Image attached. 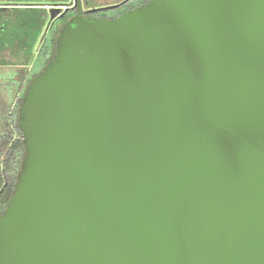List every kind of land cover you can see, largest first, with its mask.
Listing matches in <instances>:
<instances>
[{
  "label": "water",
  "instance_id": "obj_1",
  "mask_svg": "<svg viewBox=\"0 0 264 264\" xmlns=\"http://www.w3.org/2000/svg\"><path fill=\"white\" fill-rule=\"evenodd\" d=\"M76 6L20 108L0 264H264V0Z\"/></svg>",
  "mask_w": 264,
  "mask_h": 264
},
{
  "label": "trees",
  "instance_id": "obj_2",
  "mask_svg": "<svg viewBox=\"0 0 264 264\" xmlns=\"http://www.w3.org/2000/svg\"><path fill=\"white\" fill-rule=\"evenodd\" d=\"M46 13V9L43 8V20L39 19L36 14H31L26 20L21 21V24H17L18 30L13 29L10 20L4 19L2 21L4 23V29L0 34V47L2 50L8 51L15 47L19 51L15 56L16 60L28 65H32L34 59H37V61L34 62L33 66L36 71L28 83L25 84V88L19 92L15 108L4 115L1 113L2 100L0 97V216L6 210L14 189L20 181L27 152L24 130L20 125L21 105L30 82L53 59L57 47V32L47 33L43 39V49L36 56L37 38L39 39L44 26H47L48 22ZM3 58L11 59L13 57Z\"/></svg>",
  "mask_w": 264,
  "mask_h": 264
},
{
  "label": "flooded vegetation",
  "instance_id": "obj_3",
  "mask_svg": "<svg viewBox=\"0 0 264 264\" xmlns=\"http://www.w3.org/2000/svg\"><path fill=\"white\" fill-rule=\"evenodd\" d=\"M150 1L152 0H81V13L82 16L88 20H115L126 12L140 8ZM43 8L46 9L47 13L50 11V18L52 8L61 9V12L51 20L48 29V33L52 34L57 32V42L59 33L64 29L66 24L77 15L78 6H76V0H0V34L4 29V23L2 22L4 19L10 20L14 27L13 29L18 30L17 24H21V21L26 20L28 16L33 13L36 14L39 19L43 20ZM37 44L35 45V51L37 50L39 54V51L43 49V39L40 41L38 47ZM17 52L19 51H17L15 47L8 51L2 50L0 47V55L4 54L9 58L16 55ZM38 54H36V56ZM35 61H37V59H34V62ZM34 62L32 65H28L16 60L15 57L4 59L0 56V67L25 69L27 67H33Z\"/></svg>",
  "mask_w": 264,
  "mask_h": 264
},
{
  "label": "rangeland",
  "instance_id": "obj_4",
  "mask_svg": "<svg viewBox=\"0 0 264 264\" xmlns=\"http://www.w3.org/2000/svg\"><path fill=\"white\" fill-rule=\"evenodd\" d=\"M47 26H44L39 39L37 38V47L42 39L48 33V29L51 23L50 11L46 13ZM36 47V48H37ZM38 49V48H37ZM36 54H38L36 50ZM17 55V54H16ZM14 55L13 57H15ZM1 57H8L5 55H0ZM34 67L28 68H13V67H0V97L2 100V111L4 115L9 113L12 109L15 108L17 103V96L22 89L25 88V84L28 83L35 71Z\"/></svg>",
  "mask_w": 264,
  "mask_h": 264
}]
</instances>
